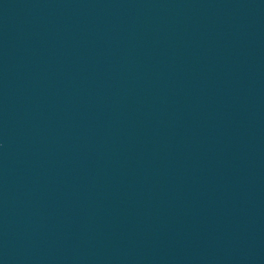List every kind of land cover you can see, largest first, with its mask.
<instances>
[{"label":"water","instance_id":"95a60500","mask_svg":"<svg viewBox=\"0 0 264 264\" xmlns=\"http://www.w3.org/2000/svg\"><path fill=\"white\" fill-rule=\"evenodd\" d=\"M0 264H264V0H0Z\"/></svg>","mask_w":264,"mask_h":264}]
</instances>
